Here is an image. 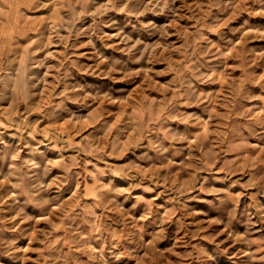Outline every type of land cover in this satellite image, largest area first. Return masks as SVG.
<instances>
[{"label":"rangeland","instance_id":"1","mask_svg":"<svg viewBox=\"0 0 264 264\" xmlns=\"http://www.w3.org/2000/svg\"><path fill=\"white\" fill-rule=\"evenodd\" d=\"M0 264H264V0H0Z\"/></svg>","mask_w":264,"mask_h":264}]
</instances>
